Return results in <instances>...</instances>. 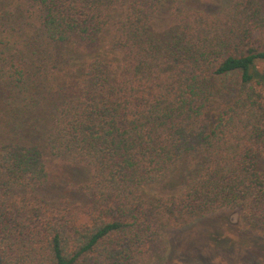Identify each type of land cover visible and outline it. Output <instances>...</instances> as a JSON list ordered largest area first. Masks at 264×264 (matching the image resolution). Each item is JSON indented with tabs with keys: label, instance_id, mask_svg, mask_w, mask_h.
<instances>
[{
	"label": "trees",
	"instance_id": "obj_1",
	"mask_svg": "<svg viewBox=\"0 0 264 264\" xmlns=\"http://www.w3.org/2000/svg\"><path fill=\"white\" fill-rule=\"evenodd\" d=\"M212 2L0 0V264H173L166 228L237 210L255 238L205 250L264 264V0ZM52 161L91 170L86 206L42 193Z\"/></svg>",
	"mask_w": 264,
	"mask_h": 264
},
{
	"label": "rangeland",
	"instance_id": "obj_2",
	"mask_svg": "<svg viewBox=\"0 0 264 264\" xmlns=\"http://www.w3.org/2000/svg\"><path fill=\"white\" fill-rule=\"evenodd\" d=\"M183 1L189 7L201 9L203 11H215L218 9L212 0ZM170 11L171 2H166L154 22V31L160 37L164 36L171 23ZM102 43L103 46L105 41ZM86 59L87 56L83 54L75 57L74 65L78 72L81 71L82 63ZM260 70L264 71V65H261ZM49 168L51 169L52 182L42 190V193L48 199L56 204L64 199H68L73 204L77 205L86 206V204H88V197L80 191V187L91 183L93 180V175L89 168L59 161H52ZM184 188L185 180L183 171L179 169L169 178L143 187L141 192L145 200L153 203L158 199L178 195ZM241 217L242 213L239 210L221 211L214 214L211 218L187 229L178 230L166 228L163 233V239L171 246L170 251H173V264H221L220 262L222 261L233 264L232 261L238 260V258L236 260L234 259L238 252H227L228 254H232L231 256H234L233 260L230 261V256H225L226 252L221 250L216 251L214 249L213 251H207L205 249L209 248V239L211 237L218 238L222 236L223 239L228 237L231 238V240L249 244L255 236L251 229L247 228L245 223L242 222ZM220 219H223L226 224L220 223ZM230 245L228 246L230 247ZM191 249L196 251L192 252ZM240 255H242V258L239 260L238 264H251L252 254L243 251Z\"/></svg>",
	"mask_w": 264,
	"mask_h": 264
}]
</instances>
